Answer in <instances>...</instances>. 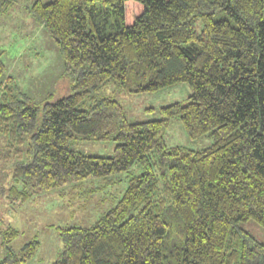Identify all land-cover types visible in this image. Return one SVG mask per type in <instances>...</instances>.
Listing matches in <instances>:
<instances>
[{"label": "trees", "instance_id": "1", "mask_svg": "<svg viewBox=\"0 0 264 264\" xmlns=\"http://www.w3.org/2000/svg\"><path fill=\"white\" fill-rule=\"evenodd\" d=\"M31 14L73 86L38 106L0 83V157L17 161L13 200L142 168L94 224L58 228L63 249L52 264H264V243L240 225L264 228V0L37 1ZM5 70L0 53V77ZM181 83L188 101L146 122H129L101 95L109 84L139 94ZM175 119L191 140L213 144L169 146ZM110 138L111 157L71 148ZM9 229L8 240L18 234ZM38 246L8 248L0 264H25Z\"/></svg>", "mask_w": 264, "mask_h": 264}, {"label": "rangeland", "instance_id": "2", "mask_svg": "<svg viewBox=\"0 0 264 264\" xmlns=\"http://www.w3.org/2000/svg\"><path fill=\"white\" fill-rule=\"evenodd\" d=\"M54 0H0V53L5 63V73L0 83L16 85L29 101L42 106L47 101L57 100L71 92L73 82L65 76V61L54 39L46 28L31 14L32 6ZM202 25L197 31L200 33ZM10 78V79H9ZM191 94L188 83H181L156 92L131 93L109 84L101 95L120 102L131 123L158 120L160 109L175 103H186ZM169 146H184L193 150L213 144L210 136L191 140L179 119L172 121L166 133ZM3 143L1 144V147ZM116 142L113 138L104 141H73L71 148L85 155L111 157ZM3 149H0V156ZM17 161H5L0 157V260L8 248L19 252L27 243L39 242L37 252L25 264H52L63 249L58 227L91 226L100 216L115 207L124 196L129 180L142 174V168L131 170L104 179H89L70 182L60 190L37 193L31 200H13L10 188L13 184L10 172ZM241 227L261 243H264V228L255 221L242 222ZM16 229L18 234L9 240L6 233ZM7 239V240H6Z\"/></svg>", "mask_w": 264, "mask_h": 264}, {"label": "crops", "instance_id": "3", "mask_svg": "<svg viewBox=\"0 0 264 264\" xmlns=\"http://www.w3.org/2000/svg\"><path fill=\"white\" fill-rule=\"evenodd\" d=\"M58 228H60V227H58Z\"/></svg>", "mask_w": 264, "mask_h": 264}]
</instances>
